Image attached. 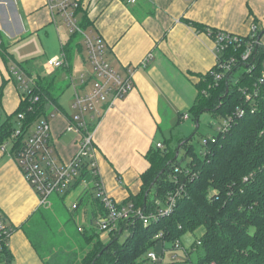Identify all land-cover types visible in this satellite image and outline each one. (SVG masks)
Wrapping results in <instances>:
<instances>
[{"label": "crops", "instance_id": "crops-1", "mask_svg": "<svg viewBox=\"0 0 264 264\" xmlns=\"http://www.w3.org/2000/svg\"><path fill=\"white\" fill-rule=\"evenodd\" d=\"M75 1V21L85 32L102 38L111 67L119 74L127 68L133 71L132 91L102 114L92 132L96 168L104 192L117 204L126 202L133 206L132 198L134 202L141 200V175L151 166L148 155L152 154V147L163 142L157 140L162 126L170 121L192 119L188 113L199 101L198 84L216 65L208 30L247 37L256 24L261 32L258 52L264 48V0H137L134 4L126 0ZM55 3L56 0H0V32L13 59L8 67L0 53V123L14 115L21 102L23 92L17 90L21 86L19 76L35 80L36 85L47 80L53 89H62L67 82L73 88L72 94L82 91L72 76L76 55L67 64L61 51L62 44L81 36L71 32L58 15ZM192 23L206 30L199 32ZM42 32L45 41L55 39L60 43L59 54L64 58V67L59 69L49 68L43 62L47 79L34 72L31 60L39 52L29 57L19 47L31 38L42 42ZM149 54L151 59L144 64ZM81 59L83 64L88 63L86 58ZM59 107L60 111L53 107L47 119L50 146L59 162L68 164L79 151L80 133L71 128L77 111L72 104L68 109L60 104ZM185 113L188 118L181 119ZM11 144L3 145L5 151H0V211L13 228L8 244L10 263L44 264L21 227L25 225L27 229L30 219L40 216L52 221L58 213H64V207L52 199L51 207L42 209L41 215L38 213V198L7 150ZM84 190L80 186L71 191L70 203L64 202L65 207L69 209L76 203ZM77 218L83 223L82 213Z\"/></svg>", "mask_w": 264, "mask_h": 264}, {"label": "trees", "instance_id": "trees-1", "mask_svg": "<svg viewBox=\"0 0 264 264\" xmlns=\"http://www.w3.org/2000/svg\"><path fill=\"white\" fill-rule=\"evenodd\" d=\"M192 25L199 32L206 30L200 25ZM217 31L208 30V34L213 37ZM260 34L259 31V40ZM80 39H70L61 45L67 64H71L74 55L83 50ZM0 53L6 65L13 62L1 32ZM229 53L233 50L227 51L222 58ZM255 53L254 67L249 73H242L233 79L236 65L225 78L215 80L212 71H217L216 65L201 78L198 84L199 101L188 113L192 121L197 125L200 114L209 111L223 120L229 119V123L225 126L221 123L217 134L205 140L200 157L188 145L184 158L189 157V161L182 165L176 157L179 139L174 141V147L166 141L161 143L162 148H158L157 144L152 147V154L148 155L151 166L141 175V200L134 202L131 199L135 210L150 216L147 226L139 217L119 220L116 229L107 234L106 240L102 239L97 220L105 217V209L96 197L100 190L96 166L85 167L82 177L88 183L92 182L74 206L67 209L64 201L71 191L82 187L80 178L68 189L53 195V199L71 217L77 219L78 213L84 216L77 231L79 245L85 253L82 252L76 264H145L148 252L154 251L161 257L166 251V243H171V249H178L181 245L176 247V242L181 244L183 235L193 234L199 228H203V233L186 251L188 262L190 254L199 249L196 264H264V79H260L264 68V48ZM61 92L62 89H53L47 84V80H40L29 94L23 91L14 115L0 123V148L12 142V147L7 150L11 151L16 162L26 139L34 130V123L41 118L47 120L53 107L60 111L57 98ZM1 95L0 87V99ZM36 96L38 101L33 102ZM50 103L52 106H49ZM239 108L243 110L241 116L237 115ZM19 115L23 116L21 121L18 120ZM18 128L21 129L20 135L12 138ZM186 143L188 141L182 145ZM154 189L157 194L152 196L150 192ZM172 197V209L165 215L160 211L169 205ZM127 204L124 202L121 205ZM38 209V213L43 214V206H38ZM30 220L26 224L27 229L25 225L21 228L24 227L44 264H54L51 259L46 261L39 254V244L34 239H39L41 226L46 224L47 217ZM123 233L126 235L120 240ZM90 245L91 248L88 247ZM2 253L0 257L4 262L11 264L9 250L6 248ZM55 263L63 264L59 261Z\"/></svg>", "mask_w": 264, "mask_h": 264}, {"label": "built area", "instance_id": "built-area-1", "mask_svg": "<svg viewBox=\"0 0 264 264\" xmlns=\"http://www.w3.org/2000/svg\"><path fill=\"white\" fill-rule=\"evenodd\" d=\"M136 1L126 0L128 4H134ZM76 6L75 0H56L55 3L58 15L66 22L71 32L81 36L86 59L91 69V74L87 76V79H85L86 73L80 74V86L82 87L80 90L82 91L77 90L75 92L72 103L77 114L71 128L80 133L79 151L68 164L60 163L50 146L49 123L42 119L36 124L31 135L26 139L23 149L16 157L25 181L36 193L39 206H43V208L51 206V196L68 189L79 178L82 187L88 188L92 181L88 183L87 179L82 177V173L85 172L86 166L88 169L96 166L95 148L92 143L94 126L107 109L111 108L116 101L126 97L134 88L132 69L127 68L124 74L116 72L106 59L105 43L102 38L92 34L91 31L85 32L75 21L73 9ZM258 32L259 28L254 24L251 26L247 37H238L222 31H217L213 37H210L216 54L217 66H215L217 71H212L215 80L225 78L227 73L231 72L236 65L238 66L237 69L245 66L248 73L253 69L254 54L259 43ZM231 49L233 53L222 58L223 54ZM150 59L151 54L144 58L143 63H148ZM46 65L52 69H59L64 67V62L62 59L52 58L46 61ZM261 75L260 79L263 80L264 68ZM18 81L23 91L28 94L36 86V81L33 79H25L19 76ZM36 101H38L37 96L34 97L33 102ZM242 114L243 110L237 109V115L241 116ZM187 118V113L181 116V119ZM22 119L23 116L19 115L18 120L21 121ZM228 123L229 119H225L222 124L225 126ZM20 133L21 129H16L12 138H16ZM156 146L162 148L161 143H157ZM0 151L4 152L5 146H1ZM98 185L100 190L97 191L96 197L101 200L105 209V217L97 220V227L100 232L111 233L116 229L119 220L131 217H139L144 226L148 225L150 216L143 215L140 210H135L132 205L115 203L104 192L100 180ZM173 203L174 198L172 197L169 205L160 212L165 215L169 213ZM12 232L13 228L7 224L4 214L0 211V256L4 249H8ZM179 245V242H176V247ZM197 245H200L199 241H197ZM146 257L152 263H158L162 258L154 251L148 252Z\"/></svg>", "mask_w": 264, "mask_h": 264}, {"label": "rangeland", "instance_id": "rangeland-1", "mask_svg": "<svg viewBox=\"0 0 264 264\" xmlns=\"http://www.w3.org/2000/svg\"><path fill=\"white\" fill-rule=\"evenodd\" d=\"M59 25V24H58ZM60 29L65 30L64 26L61 24L59 26ZM44 33H40V37L42 38V42L39 41L37 38H31L28 40L29 42H24L21 44L22 52L24 55H28L29 57L33 56L36 51L39 52V55L35 58H32V64L34 68V72L37 73L40 78L47 79L48 75L46 74V69L43 67V62H46L48 58L57 57L59 59H64L63 56H60V43L55 40L51 39L45 41L43 39ZM45 37V35H44ZM57 38V35L55 36ZM23 45V46H22ZM12 51V49H10ZM80 55V56H79ZM82 58H86L85 50L81 51L80 54H76V57L73 62V82L75 84L80 85V74L81 70H86L85 79L89 75L90 72V65L88 63L82 62ZM9 67V65H8ZM247 72V68L245 66H241L233 73V79L242 75V73ZM36 78L38 76L36 75ZM15 81V79H14ZM16 86L18 83L15 81ZM67 82H64L62 85V93L59 97V104L66 109H68L69 105L72 104L73 98L75 94L73 93V88L67 86ZM18 92L21 94L23 89L21 86L18 85L17 87ZM205 93V92H204ZM67 112V111H66ZM44 119V118H41ZM182 121L181 123H177L175 121H170L169 123H164L161 128V131L158 134L157 140L166 141L171 143L170 146L174 147V141L179 139L180 143L177 145L179 148L177 152L178 160L181 161L182 165L189 161L188 158L185 157V148L188 145H191L192 151L198 157L201 156L203 153L202 144H204L207 138H212L217 134V129L221 123H223V119L217 115H214L212 112L204 111L200 114L197 128L195 127V122L192 121ZM188 141V144L182 145L183 142ZM180 145H182L180 147ZM72 194V193H71ZM69 194V195H71ZM152 196L155 194V189L150 192ZM69 195L65 198V204L68 205L70 203ZM53 196L50 197L52 201ZM54 200V199H53ZM51 207V206H50ZM49 208V207H48ZM64 213H58L56 217L52 218V221L48 218L46 224H42L40 230L39 239L34 238L36 243L39 244L37 246V251L39 254L44 258V260L49 261L50 259L54 264L55 261L63 262V264H76L79 258H81L82 252L85 251L80 247V236L77 231L80 225L79 218L71 217L65 209L63 208ZM56 212V211H55ZM51 215V213L49 214ZM62 233V234H61ZM203 233V228H199L196 232L188 233L182 236L181 243L182 246L178 249H171V243H166L165 245V252L163 256H161V261L158 263L162 264H196L198 261L199 249L197 252H192L190 254L191 259L190 262L187 261L186 251H189L191 245L193 244V240L199 237ZM126 233H123L120 236V240H123ZM66 236V237H65ZM101 236L104 240L107 239L108 235L106 233L101 232ZM91 248V245L88 246ZM87 247V248H88ZM56 257V258H53ZM152 263L151 261L147 260L145 264H158ZM0 264H5L2 257H0ZM144 264V263H143Z\"/></svg>", "mask_w": 264, "mask_h": 264}, {"label": "water", "instance_id": "water-1", "mask_svg": "<svg viewBox=\"0 0 264 264\" xmlns=\"http://www.w3.org/2000/svg\"><path fill=\"white\" fill-rule=\"evenodd\" d=\"M178 155H177V153H176V157H177Z\"/></svg>", "mask_w": 264, "mask_h": 264}]
</instances>
